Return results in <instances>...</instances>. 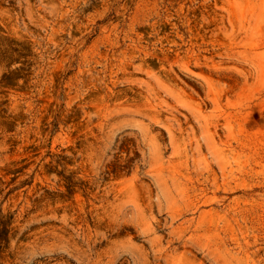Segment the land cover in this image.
I'll use <instances>...</instances> for the list:
<instances>
[{
  "label": "rangeland",
  "instance_id": "rangeland-1",
  "mask_svg": "<svg viewBox=\"0 0 264 264\" xmlns=\"http://www.w3.org/2000/svg\"><path fill=\"white\" fill-rule=\"evenodd\" d=\"M0 264H264V0H0Z\"/></svg>",
  "mask_w": 264,
  "mask_h": 264
}]
</instances>
